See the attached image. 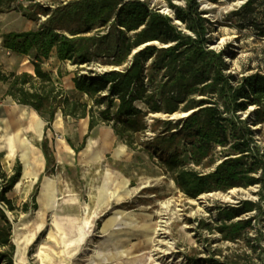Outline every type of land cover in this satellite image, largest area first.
<instances>
[{"label": "trees", "instance_id": "1", "mask_svg": "<svg viewBox=\"0 0 264 264\" xmlns=\"http://www.w3.org/2000/svg\"><path fill=\"white\" fill-rule=\"evenodd\" d=\"M167 1L173 17L142 0H80L66 5L56 1L55 10L38 5L34 11H26L25 16L34 21L40 15L48 16V23L37 31L2 36L0 46L29 56L34 66L33 74L7 75L0 64V85L8 83L4 97L32 109L47 124L41 143L46 169L40 181L55 173L54 152L46 132L52 129L60 112L64 118L89 119V133L99 124H106L130 149L141 146L151 157L159 159L177 188L189 199L215 191L259 187L257 201L243 200L237 206L218 208L215 230L223 241L243 245L236 254L187 258L189 264H264V147L257 144L255 131L238 115L255 107L254 124L264 123V75L245 76L235 86L234 76L225 74L228 65L223 53L209 50L212 44L209 21L199 3L185 0L186 7H180L173 3L175 0ZM255 1L249 0L246 6L251 7ZM9 4L10 0H0V11ZM107 26L109 32L102 35ZM54 49L60 61L76 65L88 64L94 57L114 58L112 65L116 67L123 66L129 57L132 60L124 69L75 78L76 91L87 96L93 102L90 105L65 93L44 70L43 61L50 58ZM214 91L222 101V111L219 103L209 96ZM196 94L207 98L197 101L193 98ZM185 101L183 112L199 109L177 124L156 119L148 126L149 113L172 116ZM137 102L144 103L147 111L138 108ZM102 105L103 109L95 110ZM148 129L155 135L141 143L140 136ZM214 145L226 148L227 153L215 171L201 173L187 167L191 160L200 165ZM84 146L85 141L78 149L72 147L78 154ZM22 172L19 160L12 173L0 162V264H15L14 223L8 212L15 213L17 208L9 195L20 182ZM39 183L32 195V208L29 202L24 203L22 214L38 209ZM199 226L214 231L208 222L201 221Z\"/></svg>", "mask_w": 264, "mask_h": 264}, {"label": "rangeland", "instance_id": "2", "mask_svg": "<svg viewBox=\"0 0 264 264\" xmlns=\"http://www.w3.org/2000/svg\"><path fill=\"white\" fill-rule=\"evenodd\" d=\"M56 1L66 5L80 0H10V4L0 11V44L3 35L37 31L47 24L48 16L40 15L39 20L34 21L25 16L26 11H34L38 5L55 10ZM142 1L149 2L152 8L164 15L174 16L167 0ZM196 1L209 21L212 38L209 50L223 53V60L228 65L225 74L234 76L233 84L236 86L245 76L264 75V0H256L251 7L246 6L249 0ZM173 3L186 7L185 0ZM174 23L188 32L179 21ZM109 30L107 26L100 32L104 35ZM94 34L96 32L88 36ZM32 60L29 56L18 55L0 46V64L7 75L33 74ZM113 60L107 56L94 57L88 64L76 65L71 61H60L54 49L50 58L43 61V66L65 93L93 105L87 96L76 91L74 80L81 75L124 69L130 65L132 58L129 57L121 67L112 65ZM7 89L8 83L0 85V162L9 173H12L18 160L23 166L22 178L9 195L17 208L15 213L8 212L14 223V244L18 240V229L29 220L37 219L38 211H43L39 217L42 228L27 246L23 264H42L37 253L41 246L48 244L51 248L50 256L44 257L46 264H189L187 256L205 259L212 254L232 255L243 246L223 241L215 230L218 208L237 206L243 200L257 201L259 187L215 191L189 199L177 188L158 158L151 157L141 146L136 150L130 149L106 124H99L92 132L83 135V120L64 118L58 135L48 130L46 138L54 152L55 173L44 176L40 181L46 169L41 149L45 133L40 132L46 126L45 122L32 109L4 97ZM209 96L219 103L222 111L218 93L214 91ZM193 98L200 101L207 97L196 94ZM186 102L180 104L175 117L149 113L146 117L148 126L156 119L173 120L177 124L199 109L183 112ZM136 105L147 111L144 103L137 102ZM104 106H96L95 110ZM254 111L255 107H249L238 115L255 131L257 144L264 147V123L254 124ZM10 134L16 138L17 147L15 154L8 158L5 140ZM154 135L148 129L140 136V142H147ZM60 140L64 143L61 144ZM84 141V148L77 154L73 147L80 148ZM232 141L230 134L229 142ZM21 142L28 145L33 176L23 177L26 148L20 145ZM60 145L65 153L61 154ZM225 150L214 145L200 165L191 160L187 167L211 173L224 161L227 156ZM38 183V209L22 214L20 210L24 203L29 202L32 208V195ZM45 188L51 192V199L41 202V193ZM85 220L90 223L89 229L84 228ZM201 221L210 223L213 233L202 229L199 226ZM81 227L87 233V238L83 240ZM28 231H22L21 235Z\"/></svg>", "mask_w": 264, "mask_h": 264}, {"label": "bare ground", "instance_id": "3", "mask_svg": "<svg viewBox=\"0 0 264 264\" xmlns=\"http://www.w3.org/2000/svg\"><path fill=\"white\" fill-rule=\"evenodd\" d=\"M134 52H136V50H134ZM176 114H173V116L175 117ZM183 116H187V114H184ZM41 132V129H40ZM60 143L63 144L64 141L60 140ZM20 145L24 148H26V151L24 152V157H25V164H24V173H23V177H28V176H33L34 175V171L33 167H32V163L30 162L29 159V155H28V145L25 142H21ZM5 146L8 148V154L7 157L10 158L13 154H15L16 152V138L14 137V135L10 134L7 139L5 140ZM71 150H67V152H69ZM60 152L65 153V150L61 149V145H60ZM72 152V151H71ZM46 200H50L51 199V192L49 191V189L45 188L42 193H41V202ZM42 206H44V204H42ZM43 211H38V218L37 219H32L29 220L28 222H26L25 224H23V226L21 228L18 229L17 232V236H18V240L15 241L16 244V255H15V264H23L26 260V248L27 246L35 239L36 237V233L38 230H40L42 228V225L39 224V217L42 216ZM57 225V222L55 223ZM84 228L85 229H89L90 228V223L89 221L85 220L84 221ZM83 227H81L80 229V233L82 235V240L87 238V233L85 231ZM29 229V231L27 233L24 234V236L21 235V232ZM51 248V246L48 245H43L41 246L40 251L37 253V256H39L42 259V264H46L44 261V257L45 256H50L49 253V249Z\"/></svg>", "mask_w": 264, "mask_h": 264}, {"label": "crops", "instance_id": "4", "mask_svg": "<svg viewBox=\"0 0 264 264\" xmlns=\"http://www.w3.org/2000/svg\"><path fill=\"white\" fill-rule=\"evenodd\" d=\"M64 120L65 119H64V117H63V115L61 113H58L56 115L55 121H54V123L52 125V129H48V130H51V134L58 135V131H59L58 129L61 126V123L64 122ZM82 120H83V126L85 127V129L82 128V130L84 131L83 135H85V134H87L89 132V119H82ZM44 125H47L46 122L44 123ZM45 128H46V126H44V128H42L41 133H43V134L45 133Z\"/></svg>", "mask_w": 264, "mask_h": 264}, {"label": "water", "instance_id": "5", "mask_svg": "<svg viewBox=\"0 0 264 264\" xmlns=\"http://www.w3.org/2000/svg\"><path fill=\"white\" fill-rule=\"evenodd\" d=\"M143 47H145V46H143ZM143 47H141V48H139L138 50H136V52H134V54L137 53V51H139V50L142 49Z\"/></svg>", "mask_w": 264, "mask_h": 264}, {"label": "built area", "instance_id": "6", "mask_svg": "<svg viewBox=\"0 0 264 264\" xmlns=\"http://www.w3.org/2000/svg\"><path fill=\"white\" fill-rule=\"evenodd\" d=\"M148 80L146 79V82H147Z\"/></svg>", "mask_w": 264, "mask_h": 264}]
</instances>
